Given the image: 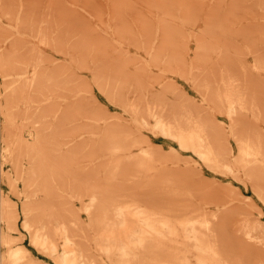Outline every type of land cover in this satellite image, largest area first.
Segmentation results:
<instances>
[{
    "label": "bare ground",
    "instance_id": "bare-ground-1",
    "mask_svg": "<svg viewBox=\"0 0 264 264\" xmlns=\"http://www.w3.org/2000/svg\"><path fill=\"white\" fill-rule=\"evenodd\" d=\"M18 1L17 5H13L15 23L26 26L28 30L33 31L32 33L38 36L41 33H44V36L54 33V30L48 26L52 21L54 23L56 21L59 26L54 28L58 30L54 35L59 34V30H62L61 36H81L77 39L78 43L74 45L77 50L85 49L84 45L86 48H90L87 45L90 42L83 36H100L98 32L97 34L94 32L95 35H93L88 33L86 29L83 30V27L89 23L83 11L74 8L66 10L65 8L64 12L69 15L61 13L60 18H56L52 9L49 11V7L52 8V6L53 9L59 8V5H54L56 0H54L53 5L48 4V8H46L47 1L50 2V0H46L44 7L47 10L43 13L36 12L38 9L33 7L35 0ZM39 1L41 0L36 1L38 6L41 3ZM4 2L5 0H0V6ZM12 2L14 0H11ZM73 2L70 0V3ZM77 2L79 3L76 1L73 4L81 8H85L87 4L90 5L88 0L83 1L88 2L86 5L82 2L83 5L76 4ZM92 2L94 7L99 6L96 3L100 1L94 3L93 0ZM121 2L122 0H120ZM173 2L174 0H164V3L160 4V16L162 17H159L160 19L158 18L157 21L155 20L158 25L155 23L156 26L150 27L154 30V35L157 36L159 34L157 30H159L162 36L163 34L166 36L168 31H171L170 34L173 36V30L168 28L169 21L174 19L173 17L181 16L189 22L195 13V9L200 10V6L195 8L192 5L190 8L189 0H180L177 7L174 6ZM224 2L235 9L239 0H215L214 8H219ZM260 2L262 9H264V0H259ZM124 4L126 5V2ZM124 4L123 8L125 7ZM118 5L116 10L120 11L119 8L122 3ZM210 6L204 12L205 17L214 10V13L212 12L210 15L214 17L210 18L209 16L210 21H216L217 31L223 32V26L221 27L223 21L217 16L216 10ZM173 8L177 10L174 11ZM121 10L123 9L121 8ZM57 11L60 13V10ZM119 11H117L118 18L120 16L123 20L124 18L120 13L122 11ZM0 12L2 11L0 10ZM4 13L12 15L10 10H5ZM256 13L254 16H257ZM259 14L260 16L263 14L262 18L264 19V13ZM78 15L79 18L81 16L82 22L78 27L70 26L71 17L77 16V21ZM144 18L146 19V17ZM35 19L37 27L30 28V24ZM208 21L207 23H210ZM258 21L260 22V20ZM138 22L140 23L141 20ZM262 22L261 26L259 24L260 32H264V20ZM40 23L47 24V28L42 29ZM149 23L153 24V21ZM64 24H66V28ZM146 25L145 28H147ZM211 25L213 24L211 23L210 27ZM123 26L125 28L124 33L129 32L126 31V28L129 30L128 27H125V24ZM123 26L118 25L119 31L121 27L123 29L121 31H124ZM170 26L172 25L170 24ZM136 28L140 29V27ZM119 31L117 29V32ZM141 31L140 29L139 33ZM113 33L115 32L113 31ZM146 34L145 36H149ZM204 37L202 42H204ZM169 38L168 36L164 39L168 40ZM211 40L210 38V43H212ZM165 41L164 43H166ZM169 41L172 39L168 40V43ZM207 42L209 43V41ZM218 47L220 48V46ZM185 50L183 51L186 52ZM199 62L207 65L202 58ZM19 64L20 61L12 57H0L1 76L7 81H11L10 84L16 82L15 84L21 86L22 89L31 92L44 90L54 84L47 73L37 72L35 69L37 64L34 63H31L33 71L31 76H28L26 69L21 72L17 71L13 74L14 80L12 81L13 78L8 72H11L12 67L19 66ZM242 67L243 70L246 69L244 65ZM192 69L193 67L186 73L192 75V81L201 90L200 95L207 100L208 104H212L211 106L198 104L191 101L189 96L184 95V104H181L176 113L172 112L169 115L158 103L142 106L140 103L132 101L125 107L127 103L125 104L123 97L117 94L124 90L126 83L142 86L146 80V74L143 73L142 69L143 72L139 73V70L130 72L125 71L121 66H111L100 70V79L105 77V83L102 82L105 88L109 87V84L118 86L116 90L119 93L115 95L123 102L117 104L124 105L123 110L131 114L133 125L121 121L118 117L113 119L106 115L87 117L79 124L82 130L77 135L78 138H72L71 143L66 146L71 155L67 153L69 151L63 150L59 151V155L54 153L56 149L54 145L57 143L53 141V131L56 129V125L55 123L48 124L49 121L45 118L41 120L36 130L28 133L27 138L21 140L22 142L17 138L5 140V147H7L8 158L11 163L16 166L17 159H24L25 161L24 164H21L23 166L19 171L24 187L29 190L22 192L25 201L22 208L24 214L23 227L29 233L32 244L37 246L46 256L54 259L58 264H264V222L247 216L238 220L234 218L236 215L234 204H227L226 201L221 202V200L205 192L208 189L203 171L204 167L211 173L212 180L209 178L211 180L209 182L212 187L218 183L216 175H230L242 182L246 188L250 187L264 203V140L259 133H252L253 136L250 134L253 129L251 122L261 120L264 129V116H260L261 108L253 99L252 91L248 93L232 86L229 88L227 82L233 84L239 78L231 74L228 75L224 63L223 67L217 69L219 77L216 80L219 81V84H214L212 74V76L210 74L200 76L194 73L195 71L192 72ZM252 69L256 75L252 79L264 81V53H259V57H255ZM121 93L126 95V93ZM7 94V98L11 101L17 98L13 88ZM4 96L6 98V95ZM114 101L118 100L114 98ZM262 105V110H264V104ZM37 107H32V110ZM211 107L227 115L229 119L228 130H225L211 116ZM5 108L0 102V113L4 119L6 118L10 122L13 119L12 112L4 110ZM30 109V105H25L24 111L27 115L32 113ZM40 113L37 114L40 115ZM244 113H249L250 118L244 117ZM141 128L160 134L177 143L180 152L170 151L174 162H176L175 165L170 166L166 163V159L159 154L161 152L159 148L151 144L150 139L141 132ZM229 137L236 144V152L235 148L230 145ZM16 144L18 149L21 145L19 152L22 155L18 157L15 156V152L10 153L12 152L11 146ZM95 146H101L104 149L105 154H102L101 157L107 156L102 175L108 177L106 180L108 182L103 186L101 181L94 180L92 184L95 183L96 186L89 189L86 186L89 184V179L101 175L98 170L96 172L90 170L87 173H77L71 168L74 167L73 162L76 160L77 152H94L93 147ZM133 149L136 150L133 151ZM179 160H185L189 164L180 166ZM116 175L124 178L122 186L116 185L117 181L114 179ZM83 176H87V178L84 179ZM54 177H57V180ZM66 177H71V179L66 182ZM58 183L63 185V188L67 185L72 196L79 200L88 194V202L82 204L86 218L85 228L76 211L67 206L66 202L61 201L56 204L54 201L53 194ZM203 184L205 185L202 186ZM190 185L194 186L197 194ZM197 185L199 189L196 188ZM164 191L171 197L159 195ZM208 191L214 194L215 188L213 187ZM218 192H220L219 189ZM195 195L207 199V203L213 205V208L205 212L204 207L202 208L200 205H193L188 202L185 204V200ZM210 197L211 199H209ZM33 201L37 205L35 208L31 207ZM7 206L6 201L0 198V219L4 222L8 221L4 213ZM32 214L33 216L36 214L33 219L31 218ZM58 239L61 241L60 250L57 247ZM89 248H92L93 251L90 252ZM5 262L8 264H45L32 259L28 251L21 246L12 248L7 251L6 255H1L0 264Z\"/></svg>",
    "mask_w": 264,
    "mask_h": 264
},
{
    "label": "rangeland",
    "instance_id": "rangeland-1",
    "mask_svg": "<svg viewBox=\"0 0 264 264\" xmlns=\"http://www.w3.org/2000/svg\"><path fill=\"white\" fill-rule=\"evenodd\" d=\"M32 1L28 2L31 3ZM36 1L37 0H35L33 4L35 6L37 5L39 8L32 6L38 9L36 12L39 13L46 11V8L49 7L48 4L53 5L54 3V0H50V2L47 1L46 6V0H41L39 1L41 2L39 4L40 7ZM56 1L54 5H59V8L56 7L57 9H53V6L52 8L49 7V11L52 9V13L56 18H60L59 15H61V13H66L64 12L65 8L66 10L74 8L85 13L89 23L83 27V30L86 29L88 33L93 35H95L94 32L96 34L98 32L100 35L83 36L84 39H88L90 42V44L87 43L90 48H86L84 45L85 49H75L76 46L74 45L78 43L77 39L81 36H61L62 30H59V34L57 33V35H54L58 32V30L54 29L58 26L56 21L55 23L52 21L51 24L48 25L54 30V33L49 36H44V33L38 36L32 33L33 31L28 30L26 26H21L18 23L16 24L13 14L15 10L14 6L19 3L18 0H14L12 3L11 0H5L0 6V10L2 11L0 12V57L8 56L20 61L19 66L15 65L12 67L11 72H8L13 78L12 81L14 80L13 74L17 73V71L21 72L26 69L28 76H31L33 73L31 63L37 64L35 65L37 72L42 71L47 73L51 81H54L51 87L49 86L41 90L42 93H39L41 92L39 90L31 92L22 89L21 86L15 84L16 82L10 84L11 81H7L1 76L0 70V102L6 107L4 110L12 112L13 118L12 121L9 122L6 118L4 119V116L0 113V198L4 199L6 204H8L4 210L5 217L8 221L4 222L0 219V261L1 255H6L7 251L21 246L28 251L29 255L35 261H41L45 264H58L54 259L46 256L37 246L32 244L29 233L23 227L24 214L22 208L25 201L22 192H28L29 190L24 187L19 171L23 166L21 164H24L23 162L25 161L24 159H17L16 166H14L8 158L9 154L7 147H5L6 139L13 140L17 138L19 141L26 139L28 133L36 130L41 120L44 118L49 121L48 124L55 123L56 125V129L53 131V141L57 143V145H54L56 148L54 153L59 155L60 150L69 151V148H66V146L71 143L70 140L72 138L77 137L80 133L82 129L79 124L87 117L96 115H106L112 117V119L118 117L121 121L133 125L131 122V114L123 110L124 105L117 104L118 102L124 101L125 104L127 103L125 107L128 106V103L131 104L132 101L140 103L142 106L158 103L163 107L167 115L172 112L176 113L179 110L181 104L185 102L184 95L189 96L191 101H195L198 104H203L205 106L210 105L207 100L200 95L201 90L192 81V75H188L186 72L193 67L192 72L195 71L194 73L200 76L212 74L214 76V84H219V81L216 80L219 77L217 69L223 67V63L227 68L228 75L231 74L239 78V80L233 84L227 82L229 88L232 86L235 89L238 88L248 93L252 91V95L254 96L253 99L261 108L260 116H264V110H262V104H264V81L252 79L256 76L255 71L252 69V63L256 56L259 57V53H264V32H260V26L264 19L262 18L263 14H261V16L259 14L264 13L261 12L264 9H262L259 0H239L235 9L226 5L225 2L221 3L219 8H214L216 4L215 0H189L190 8H192V5H194L195 8L200 6V10L197 11L195 9V13L189 22L181 16L177 17L176 15L173 17L174 19L169 21V25L167 24L168 28L173 30V36L170 34L171 31H168L169 35L166 34V36H164L163 34L162 36L159 30H157L159 34L156 36V34H153L154 30H152V28L150 29V27H154L155 23L158 25L155 20L157 21L159 17H162L160 16L161 8L159 7L160 4L164 3V0H145L146 3L144 0H122V5L119 9L123 13L116 10L119 7L118 4H121L120 0H96L100 1L99 3H96L94 0V3L99 5L97 8L93 6V0H88L90 5L88 6L87 4L85 8L73 4L79 1V3L77 2L76 4L80 5L82 2L86 5L88 2L85 3L83 2L84 0H72V2L74 1L73 3H70V0H61L63 2L59 0ZM123 2H126V5ZM179 3L180 0H174L173 2L175 7H177ZM123 4L125 6L124 8L122 7ZM44 6H46V8ZM209 6L216 10L217 16L223 21L221 27L223 26L225 32L217 31L215 25L216 21H213L214 19L211 20L215 23L210 21V18L214 17L210 16L214 10L211 11L210 15L205 17L204 12ZM121 8L123 10H121ZM5 10H10L12 15H6L4 13ZM57 10H60V13H57ZM173 10L175 11L177 9L173 8ZM117 11L121 13L124 18L123 20H121L120 16L118 18ZM156 11H158V15ZM255 13L257 16H254ZM66 14L69 15L68 13ZM76 17L77 16L71 17L69 20L71 23L70 26L78 27L82 22L81 16L79 18L78 15V22L76 21ZM144 17H146V19L148 17V19L152 20L153 24L149 23L152 21L146 20ZM138 20H141V22L139 23ZM204 20L206 23H204ZM207 20H209L210 23H207ZM258 20H260V22ZM35 22H37L36 19L30 24V28L34 29V26L37 27ZM123 22L125 27L129 29L127 30L126 28V31H129L126 33H129V35L124 33L125 28ZM117 23L119 26H123L124 31H121L123 30L122 27L119 31ZM211 23L213 25L210 27ZM170 24L172 26H170ZM40 25L42 29L47 28V24L43 25V23H40ZM64 25L66 28V24ZM139 25L143 27L146 25L147 28L144 27V30V28ZM136 27H140L142 30L140 32L141 34L139 33L140 29ZM117 29L119 32H117ZM206 30L208 33L205 32ZM113 31L115 33H113ZM145 34L149 36H145ZM167 35L170 37L168 40L172 39L169 43L168 40L164 39L168 37ZM203 37L205 38L203 40L204 42L201 41ZM210 38L212 39V43H210ZM198 39H200V41H198ZM164 41L166 43H164ZM207 41H209V43ZM183 44H185L186 47L182 46ZM217 46H220V48H217ZM182 48L183 50L187 48V50H185L186 52H184ZM200 58L206 61V66L199 62ZM230 61L233 63H228ZM242 65L245 66V70H243L244 68ZM111 66H121L122 69L124 68L125 71L130 72L139 70L140 73L144 71L143 73L146 74V80H144L142 86L126 83L124 90L121 91L126 93V95H122L121 92L119 93L116 90L118 86L109 84V87L105 88V77H101L100 79V70L108 67L110 68ZM103 81L104 83L102 84ZM122 83H124V81H122ZM11 88L14 90V95L17 96V98L12 99V101L7 98V93ZM116 93H119L117 95L123 97V101L116 97ZM4 95H6V98ZM114 98L118 101H114ZM25 105H30V110H32V107H38L33 108L31 111L32 113L27 115L26 111H24ZM37 113H40V115ZM211 116L216 119L225 130H228L229 119L225 113L218 112L215 108L211 107ZM247 116L250 118L249 113H244V117ZM251 124L253 129L252 132L250 131V134L253 136V134L259 133L264 140V129L262 128L261 120L251 122ZM140 130L150 139L154 147L159 148L161 151L159 153L160 156L166 159L168 165L172 166L176 164L170 154V151L180 152L175 141L163 137L160 134L152 133L145 128H141ZM229 142L230 145L235 148L234 150L236 152V144L231 137H229ZM19 149L17 148V144L11 146L12 152L10 153L13 154V152H15V156L17 155L18 157L22 155ZM93 150L94 152H77L76 160L73 162L74 167L71 168L77 173H87L90 170L96 172L98 170V173L101 175L89 179V184L86 185L89 189L96 186L95 183L92 184L94 180L101 181V185L103 186L108 182H106L108 177L102 175V169L106 163L107 156L101 157V155H104L105 151L101 146H95ZM135 150L136 149H133V151ZM67 153H70V151ZM67 153L65 154L67 155ZM98 157H101V159H98ZM179 161L180 166L189 164L185 162V160ZM203 171L206 176L207 189L211 190L213 187L215 188L214 194L208 190H205V192L210 194V196L213 195L214 198L221 200V202L226 201L228 202L227 204H234L236 206L234 207V213L236 214L234 218L238 220L241 217L247 216L251 219H260L264 222V203L255 195L250 187L246 188L242 182L230 175H216L215 177L218 179V183L215 182L216 184L214 183L215 185L212 187L209 182L212 180L211 173L204 167ZM54 178L57 180V177ZM83 178L86 179L87 176H83ZM70 179L71 177L65 178L66 182ZM114 179L117 181V186H122L124 184L123 177L116 175ZM204 185L205 184L202 186ZM62 186L63 185L59 183L56 184L53 194L54 201L56 204H59L61 201L66 202L67 206L76 211L85 228L86 218L82 209V204L88 202V194L84 196L82 200H79L72 196V192L69 187L67 188V185L64 188ZM190 187L193 188V191L196 193L194 186L190 185ZM196 188L199 189V186L197 185ZM218 189L220 192H218ZM202 192H204L203 189ZM159 195L171 197L166 191ZM209 199H211V197ZM207 201V199L195 195L185 200V204L188 202L193 205H200L202 208L204 207L203 209L205 212H208V209L213 208V205H210ZM36 206V203L33 201L31 207L35 208ZM35 217L36 214L34 216L33 214L31 215L32 219ZM13 223L15 224L14 226ZM60 242L61 241L58 239L57 247L59 250L61 248ZM89 250L90 252L93 251L92 248H89ZM3 264L8 263L5 262Z\"/></svg>",
    "mask_w": 264,
    "mask_h": 264
}]
</instances>
